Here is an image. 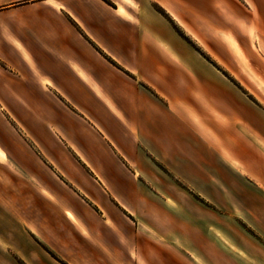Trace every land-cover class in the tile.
Here are the masks:
<instances>
[{
    "label": "crops",
    "instance_id": "obj_1",
    "mask_svg": "<svg viewBox=\"0 0 264 264\" xmlns=\"http://www.w3.org/2000/svg\"><path fill=\"white\" fill-rule=\"evenodd\" d=\"M89 2L0 0V23L8 29L0 27V69H11L2 73L34 112L54 115L75 135L89 158L70 155L27 115L28 127L36 129L32 136L41 139L45 151L32 143L38 160L0 164V264H131L129 255L141 250L152 264H264V0H150L152 32L184 64L179 95H170L176 69L154 49H145L135 28L106 22ZM106 2L111 11L108 4L117 0ZM57 3H66V10L58 11ZM8 37L50 71L73 103L59 93L54 101L41 96ZM44 45L80 55L86 63L102 60L97 74L121 89L126 97L121 111L138 122L140 136L130 144L106 142L128 175L80 137L67 111L84 119L87 114L76 105L87 109L113 141L120 135V119L98 105ZM101 164L109 175L103 194L89 180L103 181ZM13 173L35 177L93 230L107 214L128 244L121 245L108 228L90 243L60 206ZM140 197L150 200L148 216L154 221H142L128 206ZM228 218L238 227L229 228Z\"/></svg>",
    "mask_w": 264,
    "mask_h": 264
},
{
    "label": "clouds",
    "instance_id": "obj_2",
    "mask_svg": "<svg viewBox=\"0 0 264 264\" xmlns=\"http://www.w3.org/2000/svg\"><path fill=\"white\" fill-rule=\"evenodd\" d=\"M53 2L54 0H45V3L49 5L53 4ZM106 3V0H91L87 6L96 16L105 19L106 22L116 20L117 23L122 22L124 25L135 28L140 35V39L145 49H154L161 55L166 65L176 69V82L171 86L170 95L172 93L179 95L181 86L185 83L181 75L185 71L184 64L176 55L172 54L171 46L166 41H162V38H160L157 34L152 32L150 25L153 22V17L150 11V0H117V2L108 4V8H110L111 11H108L105 8ZM56 6L58 11L63 12L66 10V3H57ZM80 23L83 26V22L80 21ZM198 23L199 22L193 23V27L197 28ZM0 27H4L5 32L8 31L7 27L2 23H0ZM262 27H264V25H262ZM108 30L111 31L112 29L109 28ZM146 37L149 38L146 39ZM8 39L20 53L24 66L31 75V83L38 89L41 96L51 98V100L54 101V93H59L61 96H64L69 103H73L71 98L68 97L67 93L50 74V71L41 67L24 45L12 37H8ZM85 40H87V37H85ZM44 46L58 62V65L66 68L76 78V80H78L80 84L88 90L98 105H100L108 113L114 114L120 119V135L117 140L113 141L109 135V130L105 128L104 124L100 120H97L90 112H88L87 109L79 108V106L76 105L78 112L81 114H87V118L84 119L81 118V115H77L76 112H72L71 110L67 111L68 117L73 119L80 128V137H83L92 144L97 145L104 153L105 158L117 168V171H120L122 175H128L127 169L123 168L119 162V158L112 151L109 143L106 142L110 141L111 143L130 144L137 142V138L140 136V127L138 122L127 119L121 111L120 101L126 99V97L122 94L121 89L115 83L114 79H104L97 74V65H102V60H96L94 63H86L85 59L80 55L70 56L62 53L60 50H53L47 45ZM105 71L107 72V69H105ZM165 82L167 81L165 80ZM128 103L132 106L133 110H135L134 101L129 100ZM9 104L18 105L22 110H25L29 120L34 126L47 128L52 140L61 148H64L65 151L70 150V155L71 152L74 151L79 153L82 159H85L86 161L89 160L87 154L81 147L78 138L75 135L70 134L69 131L54 118V115L41 116L37 112H34L32 107L24 99H22L20 95L13 91L12 86L8 82L0 80V119H3V113H9V115H11L8 106ZM13 118L15 119V117ZM19 127L21 132H17L16 129H12L11 134L21 143H24V138L26 137L36 145V149L43 153L45 151L43 146L35 139L34 136H32L31 132L27 128L23 127V125H19ZM132 128L136 129L135 134H133ZM0 152L3 153V159H0V164L6 163L11 159V157L6 154V150L3 146H0ZM77 164H79V161H77ZM83 171L87 174V169H83ZM99 172L103 177L102 182L92 180L91 176H89V180H91L92 186L103 194V185L109 182V175L103 164H101ZM13 174L17 175V179L23 180L26 184L33 185L34 190L42 198L60 206L61 210L66 214L80 235L90 243H95L94 235H100V229L108 228L117 236L121 245L128 244V239L122 229L107 214L100 218L99 227L93 230L69 203L65 201L61 204L60 197L51 194L45 186L40 185L39 181H36L35 177L24 173ZM134 180L135 178L131 177L129 179V183H133ZM11 184L12 181L9 180V186H11ZM36 185L39 186L36 187ZM73 196L77 199L79 198L77 193H73ZM127 203L142 221H154L153 217L148 216V208L152 207V205L147 197H140L138 200L129 201ZM2 243L3 242L0 241V244ZM128 258L131 260V264H152L150 255L144 253L142 250L138 251L135 257L129 255Z\"/></svg>",
    "mask_w": 264,
    "mask_h": 264
},
{
    "label": "rangeland",
    "instance_id": "obj_3",
    "mask_svg": "<svg viewBox=\"0 0 264 264\" xmlns=\"http://www.w3.org/2000/svg\"><path fill=\"white\" fill-rule=\"evenodd\" d=\"M5 70L7 72H10L11 69H0V80L8 81V79L5 77V75L2 73V71ZM9 106V111L11 112V115L9 113H3V119H0V137H2L4 144L0 143V146H3L6 150V154L11 157V159L7 163H31L33 161L38 160L36 155L33 152V142L31 140H28L26 137L24 138V143H21L17 138H15L11 132L12 129H16L17 132H21V129L19 125H23V127L27 128L31 134H36V129L32 126L27 125L26 123V117L27 114L25 110H22L19 106L12 107ZM15 117V119L13 118ZM35 139L39 142V138L35 136ZM27 145V146H26ZM53 144H47L48 147H51ZM7 165V164H6ZM5 166V165H4ZM227 225H230L229 228L233 229L231 226H237V223L235 222V219L228 218L226 220ZM243 232L245 231L244 228Z\"/></svg>",
    "mask_w": 264,
    "mask_h": 264
},
{
    "label": "snow or ice",
    "instance_id": "obj_4",
    "mask_svg": "<svg viewBox=\"0 0 264 264\" xmlns=\"http://www.w3.org/2000/svg\"><path fill=\"white\" fill-rule=\"evenodd\" d=\"M0 159H3V153L2 152H0Z\"/></svg>",
    "mask_w": 264,
    "mask_h": 264
}]
</instances>
